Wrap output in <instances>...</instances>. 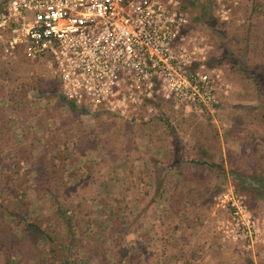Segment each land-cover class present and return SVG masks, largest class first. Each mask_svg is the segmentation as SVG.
Listing matches in <instances>:
<instances>
[{
  "label": "rangeland",
  "instance_id": "obj_1",
  "mask_svg": "<svg viewBox=\"0 0 264 264\" xmlns=\"http://www.w3.org/2000/svg\"><path fill=\"white\" fill-rule=\"evenodd\" d=\"M250 1L252 0H226L227 13L224 22L227 27L220 28L219 31L207 27L201 19L189 25L191 30L196 31L201 43L208 42L210 45L206 64L219 72L221 81L235 86L229 98L227 96L229 88L226 93L219 91L217 112L208 118L210 120L204 119L205 115H198L182 108L175 111L166 105L168 121L157 126L155 122L147 125L123 121L114 114L102 110L79 112L69 108V111H66L61 109V103L65 100L61 97L55 78L40 61L26 63L23 70L25 80L20 75L16 79L18 84L15 80L11 81L13 80L11 77L10 80L6 79L7 84L15 83L20 88L7 87L11 93L6 91L4 94L10 96L3 97V101H12L13 95L17 99L23 95L29 98L30 95L36 97L39 102H49L51 109L48 110L51 116L96 119V125L92 121H85L86 133L83 139L86 141L96 140L97 137L91 136L94 128L103 132L116 128V138H108L112 145L115 142L117 149L113 147L112 152L116 158L121 157L117 152L119 145L126 144L123 131L127 133L131 130L139 133V136L153 131L159 133L161 137L160 131L165 130L168 135L167 151L172 150L174 146L172 132H176L184 146L181 152L185 154V159L198 156L196 150L190 152L192 149L190 146L198 139L212 144L210 148L213 150L212 160L221 163L224 169L222 173L214 168L210 169L211 167L207 165L195 166L185 159L174 163L172 159H168L167 151L166 158L159 153L151 157L155 159H152L154 167L150 168V172H143L144 165L136 160H133L131 165V158L125 156L129 160V166L126 163L128 161H125L117 167L124 173H109V184L106 187L109 191L106 192L108 201L114 204L111 205V209L118 214L120 211L131 214L129 222L116 221V229L123 232L120 231L119 244L127 248V254H132L134 259H138L137 264H157L161 261L165 264H264V180L258 183L249 176L256 174L264 178V93L261 95L253 82L237 71L235 59L240 53L238 47L241 45L243 33L245 34L242 29L245 20L258 22L257 28H264V12H260L263 11L264 0H255L258 7L254 13L260 12L256 14L257 17L254 15L247 17L246 4ZM220 18L221 15L216 8L207 14V19L212 21L219 22ZM226 45L229 47L227 50L223 47ZM258 53L253 52L252 55ZM249 62L247 60L245 63L249 65L248 68L256 67V62ZM191 68V65L187 66L188 70ZM20 81H26V84L23 85ZM29 86L32 87L27 88ZM261 90L264 92V85ZM45 114L40 113L42 116ZM194 118L203 122L198 125L191 124ZM205 120L208 121L207 124ZM104 134L106 136V133ZM83 139L77 141L81 142ZM133 140L141 145L145 142L138 136ZM134 142L130 141L129 144L133 145ZM104 143L110 145L107 141ZM88 154L93 157L94 151L91 150ZM202 158L210 160L209 157ZM235 170L238 174L233 173ZM243 176L247 183L241 180ZM211 189L213 193L210 192ZM172 199H179L175 211L169 208V201ZM22 205L23 213L27 217L41 215L44 219L49 216L46 220L47 225L45 223L47 230L53 229V220H58L56 233L53 231L54 236L65 231L62 214L55 216L56 206L38 205L37 202L28 199H25ZM235 205L239 208V214L249 220L248 226L251 230L249 236L243 235L245 228L238 226L231 217ZM61 208L65 215L72 214L71 218H79L76 215L78 206L69 208L68 212L65 210L67 206ZM89 208L94 209L96 205L93 203ZM94 212L95 209L91 215L96 216ZM10 220L11 218L7 217V221ZM70 220L72 222V219ZM88 227L85 223L76 225L75 236L86 238ZM98 227L101 229V224ZM14 228L16 233H20L21 230L25 232V228L28 227L21 224V230L18 227ZM100 229L99 240L103 238ZM158 232L166 236L165 243L161 240L163 238L158 237ZM137 251H140V254H137ZM136 254L139 258H136ZM15 257L17 261L15 263L13 261L12 264H37L33 259L20 261L17 258L18 254ZM72 257L77 264H92L82 258L79 246H75ZM126 257L124 256L119 264H133L127 261Z\"/></svg>",
  "mask_w": 264,
  "mask_h": 264
},
{
  "label": "built area",
  "instance_id": "obj_2",
  "mask_svg": "<svg viewBox=\"0 0 264 264\" xmlns=\"http://www.w3.org/2000/svg\"><path fill=\"white\" fill-rule=\"evenodd\" d=\"M216 11L226 17V0ZM181 0H0V50L40 61L66 100L128 121L172 108L214 116L229 84L206 64L208 42L189 27ZM200 41V42H199ZM191 65V69L187 66ZM238 226L248 219L231 213Z\"/></svg>",
  "mask_w": 264,
  "mask_h": 264
},
{
  "label": "crops",
  "instance_id": "obj_3",
  "mask_svg": "<svg viewBox=\"0 0 264 264\" xmlns=\"http://www.w3.org/2000/svg\"><path fill=\"white\" fill-rule=\"evenodd\" d=\"M7 87L20 88L15 83L7 84L6 78L0 77V163H2L0 164V201L8 202L15 207L22 205L25 199L37 202L38 205L51 206L65 205V200H68V204L84 206L82 211L76 213L79 217L77 225L80 223L90 224L88 226L92 230L93 237L99 238L100 228L98 226L101 224V236L108 234L114 236L112 224L123 220L129 222L131 214L126 212V215L123 216V212L120 211L118 214L113 208L111 209V205L114 204L108 201L106 192L109 191V188H106L109 184V173H124L117 167L125 161H128L126 163L129 166L127 156L131 158V165L133 160H136L144 165L143 172H150V168L154 167L152 159L155 158L151 159L154 157L153 155L159 153L163 157H167L166 141L168 139L166 140V137L168 135L165 130L160 131L159 139L155 138L157 133L153 131L140 134L141 136L131 130L127 133L123 131L126 144L119 145V150L116 151L121 154V157L116 158L112 152L113 147L117 149L115 142L112 145L108 139L109 137L116 138V128L106 132L94 128L91 136L97 137L96 140L86 141L83 139L84 133H86L85 124L87 122L85 121H92L96 125V119L86 120L81 116L73 119L69 116H51V112L49 113L48 110L51 109L50 103L39 102L36 97L30 95L29 98L23 95L18 99L13 95L12 101H3V97L10 96L7 97L4 93L6 91L11 93ZM234 87L233 84H229L228 98ZM61 109L69 111V106L65 102L61 103ZM43 112L46 114L40 115ZM137 136L145 140L142 145L133 140L137 139ZM77 139H83V141L78 142ZM105 141L110 145H106ZM130 141L135 142L131 145ZM91 150L94 151L93 157L88 154ZM193 151L195 150L191 149L190 152ZM56 166L60 168H56ZM37 168L46 169L44 178L47 180L37 181L41 179L36 175L39 174ZM52 169L54 170L52 171ZM47 183H50L47 188L53 185L58 191L54 194L46 191L38 195L35 192V187L46 186ZM156 185L155 189L157 190L158 184L156 183ZM23 186L25 187L24 193H17L16 191ZM7 188L14 189V191L7 193ZM93 203L96 205L94 208L96 216L91 215L94 209L89 208V205ZM121 233L123 232L121 231ZM116 234L120 235L119 232ZM162 236L164 234L158 232V237ZM161 240L163 241V239ZM163 243L165 242L163 241Z\"/></svg>",
  "mask_w": 264,
  "mask_h": 264
},
{
  "label": "trees",
  "instance_id": "obj_4",
  "mask_svg": "<svg viewBox=\"0 0 264 264\" xmlns=\"http://www.w3.org/2000/svg\"><path fill=\"white\" fill-rule=\"evenodd\" d=\"M220 4L217 0H181V8L186 10L189 16V25L192 23H196L197 21L202 20L203 24H206L207 27L211 29H217L216 31H219L220 28L227 27L226 22H224L226 19L221 17L219 19V22L212 21L210 19H207V14L211 12L214 8L217 7V5ZM247 17L248 15H254V13L257 11V7L255 5V0H252L250 2H247ZM261 6V5H260ZM254 20V18H253ZM258 22L252 21V20H245L244 27L242 26V29H244L245 34L243 33L241 45L238 47V51L240 52L237 56V71L243 75V77H248L254 84V86L259 90L258 92L262 95V87L264 85V28H257ZM257 29V30H255ZM250 31V32H248ZM227 44V42H226ZM225 50L229 49L228 45L223 46ZM1 49V48H0ZM257 53V55H252V53ZM230 56V53H228ZM25 60V61H24ZM249 60V63L256 62L255 68L250 67L248 68L246 61ZM30 62L31 60L27 59L22 52L19 49H15L13 53L11 54H5L3 55L0 50V77H4L6 79L10 77L11 79L16 82V79L20 75L23 80H25V75H23V70L26 67V63ZM208 63V62H206ZM55 78V77H54ZM56 80V78H55ZM21 84L25 85L26 81H20ZM57 82V80H56ZM17 83V82H16ZM18 84V83H17ZM262 85V86H261ZM64 98L63 96H61ZM65 100V103L69 106L70 110H78L87 112L89 109L82 105H77L71 100ZM150 103L153 105V111H151L145 119L140 118L137 121H128L127 119H123L121 117L116 116L120 120L127 121V122H138L139 124H151L155 122V125L161 123H167V114L165 113V109H168L166 106H168L171 109L172 106L167 100L161 99L160 97H155L150 99ZM177 110V109H174ZM107 112V111H105ZM109 113V112H108ZM209 117L205 116L204 119H208ZM210 120V119H208ZM203 120L196 119L192 122L194 125L201 124ZM206 124L208 123L207 120L204 121ZM163 126V125H162ZM170 131V130H169ZM171 132V131H170ZM158 135V136H157ZM156 135V139H159V134ZM173 138V148L170 149L169 152V158L172 159L174 163H177V160H183L185 159V154L181 152L183 149V145L180 143V139L177 137L176 132H172ZM194 145H191L190 147L192 149L196 150V153L198 156L196 157H190L187 162L190 164H193L195 166H199L201 164L207 165L211 167L210 169L214 168L218 170L219 172H223V166L220 162H216L212 160L213 158V150L211 148L212 144L209 141L198 139L196 142H194ZM202 157H209L210 160H204ZM2 164V163H0ZM173 164V163H172ZM54 168V167H53ZM56 168H60L59 166H56ZM54 168V169H56ZM52 169V171L54 170ZM39 174H36L39 176V180L37 181H45L47 180L44 178V173L46 172V169H40L37 168ZM44 171V172H43ZM233 173H236V170L233 171ZM240 177V175H238ZM253 180L258 181V183L263 182L264 178L262 176L256 175V174H250L249 175ZM59 178V176H57ZM243 182H246L245 176L241 178ZM158 183V182H156ZM247 183V182H246ZM50 183H47L46 186H40L38 185L36 188V193L42 194L43 192L49 191L51 194H54L57 190V188L53 185H51L49 188L47 186ZM34 188V189H35ZM17 189V187H16ZM213 189V187H212ZM210 190V192L213 193V190ZM25 187H21L16 191L17 193H24ZM14 189L7 188L6 192L12 193ZM63 197H65L64 194H62ZM211 195V194H209ZM180 196V195H179ZM179 199H172L169 201V208H171L173 211L176 203ZM65 205H57L54 209L56 213V217L62 214V220L64 223L65 231L61 234L53 235L55 231L56 233V225L59 224L58 220H53V229L47 230L45 228V223L47 225L46 221L49 216L44 217L39 216H26L23 213V205H17L13 207L8 202L2 203L0 201V264H12V262L17 261L15 255L18 254V259L21 261L24 260H30L33 259L36 261L37 264H77L75 261V258L72 257V251L75 250V246L81 249L82 252V258H84L85 261L91 262L92 264H119V262L122 260L124 256H127L125 259L127 261H131L133 264H137L138 259H134V255L127 254L128 250L126 247L119 244V238L120 235L116 234V232H119L121 230H117L115 227L116 222L112 224L113 226V234L114 236L105 235L101 240L99 238L93 237L92 230L88 227L86 238L82 239L81 236H75L74 228L76 227L78 220L73 219L72 214L65 215V212L62 210L61 206H64L66 208V212H68L69 208H72L73 206H78L77 212L82 211L84 209L83 205H71L68 204V200H65ZM16 209V211H15ZM86 211V210H85ZM126 215L123 213V216ZM7 217L11 218L10 221H7ZM72 219V222L71 220ZM25 220V223H24ZM21 224H25L28 228H25V232L21 230ZM49 225V224H48ZM90 226V224H87ZM18 227V229L21 230L20 233L15 232L14 227ZM50 226V225H49ZM48 226V228H49ZM13 227V228H12ZM108 233V232H107ZM163 234V233H162ZM163 241L165 242L166 236H162ZM78 239V241L76 240ZM82 240L83 242H79ZM79 244H76V243ZM140 251H137V254ZM135 254V253H134ZM136 254V258H139V255ZM110 255V256H108ZM15 257V258H14ZM162 262V263H161ZM157 264H165L163 261H161Z\"/></svg>",
  "mask_w": 264,
  "mask_h": 264
}]
</instances>
